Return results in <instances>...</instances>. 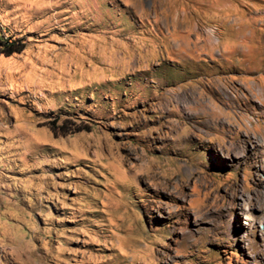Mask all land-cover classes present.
Returning a JSON list of instances; mask_svg holds the SVG:
<instances>
[{
	"label": "rangeland",
	"instance_id": "obj_1",
	"mask_svg": "<svg viewBox=\"0 0 264 264\" xmlns=\"http://www.w3.org/2000/svg\"><path fill=\"white\" fill-rule=\"evenodd\" d=\"M0 37V264H264V0H0Z\"/></svg>",
	"mask_w": 264,
	"mask_h": 264
},
{
	"label": "trees",
	"instance_id": "obj_2",
	"mask_svg": "<svg viewBox=\"0 0 264 264\" xmlns=\"http://www.w3.org/2000/svg\"><path fill=\"white\" fill-rule=\"evenodd\" d=\"M26 46V42L23 38H16V39H4L0 37V54H3L5 56H9L13 53L21 52ZM54 122H51L50 129L53 131L54 134L57 133L58 129H63L62 133L67 134L70 132L80 131L81 129H85L81 126H76L74 128H71V126H66L65 124H62L58 127H56Z\"/></svg>",
	"mask_w": 264,
	"mask_h": 264
}]
</instances>
